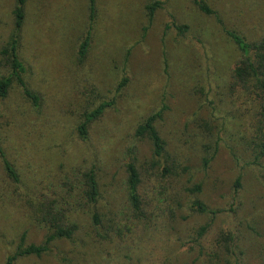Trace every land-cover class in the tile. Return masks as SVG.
I'll use <instances>...</instances> for the list:
<instances>
[{
    "label": "rangeland",
    "instance_id": "obj_1",
    "mask_svg": "<svg viewBox=\"0 0 264 264\" xmlns=\"http://www.w3.org/2000/svg\"><path fill=\"white\" fill-rule=\"evenodd\" d=\"M154 1L161 6L151 21L146 8ZM203 1L211 15L194 0H96L82 64L76 50L90 26L89 0L28 1L20 57L40 102L34 108L17 86L0 100V139L19 174L18 182L11 180L0 158V264L22 236L26 243L43 242L37 210L50 198L47 186H59L70 167L96 165L105 226L108 210L124 204L126 157L134 159L153 200L154 228L134 224L123 239L106 242L99 238L104 229L79 216L73 242L58 241L51 254L15 264H264V156L250 165L251 150L240 141L252 124V103L226 95L240 52L223 31L250 42L264 38V0ZM14 3L0 0V46L12 28ZM182 26L187 29L179 32ZM104 100L114 105L93 123L89 141H80L83 108ZM163 108L156 127L165 142L161 166L173 172L169 178L155 175L149 141L134 136L137 125ZM198 184L201 190L194 192ZM197 200L220 213L196 212Z\"/></svg>",
    "mask_w": 264,
    "mask_h": 264
},
{
    "label": "trees",
    "instance_id": "obj_2",
    "mask_svg": "<svg viewBox=\"0 0 264 264\" xmlns=\"http://www.w3.org/2000/svg\"><path fill=\"white\" fill-rule=\"evenodd\" d=\"M29 0H15L12 10V28L6 43L0 46V100L9 97L13 86H17L22 93L23 98L34 108L39 105L40 96L31 89L28 82V68L20 57V41L23 29L28 15L27 3ZM198 10L206 15L213 12L203 0H194ZM161 6L159 1H154L147 5L149 18L153 19L156 9ZM89 23L86 34L83 36L76 50L77 64H82L86 59L91 44V28L97 15L96 0H89ZM179 32L187 29L185 26L176 27ZM226 36L233 42L240 52V58L234 63L228 76L226 86V95L237 100L239 97H246L251 102L252 124L242 131L240 136L241 143L246 149L251 150L253 160L250 165H259L260 158L264 156V38L258 41H247L240 33L232 30H223ZM126 79H123L117 87V92L126 85ZM114 105V100H104L97 105L90 106L89 109L83 108L80 120L76 126L77 137L82 142H88L90 139V130L93 123L98 121L105 111ZM165 108L148 115L139 125H137L134 136L138 140L146 139L149 141L152 149V162L150 168H157V177L169 178L173 172L161 166V161L165 158V142L161 137L156 122L162 118ZM226 118L225 116L223 119ZM203 135L212 139V134L203 128ZM3 142L0 139V158L7 176L14 182L19 181V174L16 172L12 163L6 157ZM232 148V147H231ZM234 149V148H232ZM129 159V158H128ZM123 161V170L126 178L123 182L124 204L117 211L108 210L109 221L104 226L102 216H105L97 206L102 197L100 183L97 177V167L92 164L90 167H70V170L63 171L59 186L49 188V199L40 204L41 210H37V223H42L46 234L43 242L36 245L26 243L22 236L20 243L13 254L6 259V264H15L19 259L28 257L40 258L52 253V247L58 241H72L79 233L78 217L84 216L90 224L101 230L100 241L112 242L113 236L118 239L125 237V230L130 231L139 224L146 225L149 229L155 227V220L158 218L154 213V207L151 205L153 200L147 196L142 187L140 172L134 159ZM128 160V161H127ZM207 159H203L206 166ZM239 177L235 182V187L240 188ZM201 186L194 185L193 191L199 192ZM192 208L201 214H210L215 218L220 211L209 209L201 201H193ZM126 211V215H125ZM164 212V210L162 209ZM115 213V214H114ZM115 215L116 221L113 222ZM135 220V221H133ZM133 221V222H132ZM137 226V227H139ZM209 226V225H208ZM207 225L199 228L198 236H203L207 231ZM213 264V261L211 262ZM234 264H240L235 260Z\"/></svg>",
    "mask_w": 264,
    "mask_h": 264
}]
</instances>
